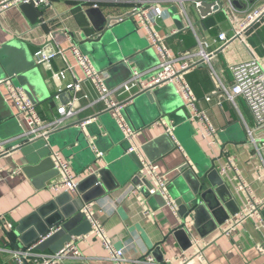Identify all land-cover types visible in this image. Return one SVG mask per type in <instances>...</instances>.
<instances>
[{
  "label": "crops",
  "instance_id": "obj_1",
  "mask_svg": "<svg viewBox=\"0 0 264 264\" xmlns=\"http://www.w3.org/2000/svg\"><path fill=\"white\" fill-rule=\"evenodd\" d=\"M238 1L240 6L234 3L229 6L224 0L227 11L219 10L206 18L200 15L191 0H185L184 4L190 18L197 26L199 35L211 39L222 31L228 35L241 32L246 14L264 5V0ZM159 2L169 12L168 17L158 21V26L161 34L168 35L167 42L172 52L177 55L194 48L196 36L191 29H187L188 20L179 12V3L174 0H159ZM173 7L177 9V14L181 18L182 28L178 27L170 12ZM93 8H97L104 17H113V24H121L123 27L121 37L126 45L131 44V35L136 30L133 34L139 45L137 52L143 50L148 52L141 58L140 66L131 64V74L134 69L148 71L158 65L159 57L150 43L147 31L138 26L135 19L127 17L123 21H118L119 17L129 15L133 8V0H53V5L50 7L34 8L38 16V20L34 23L23 13L20 6L0 11V59L11 62L16 70L23 71L32 70L28 66L30 62L34 63L36 70H32L33 75H29L25 81L16 79L14 83L25 90L30 100L37 105L45 121L60 116L58 105L52 102L58 90L77 79L82 81L83 89L75 97L80 111L65 119L58 129L73 126L74 130H83L86 137L81 142H78L75 136L69 141L57 137L54 140L61 142L55 141V144L50 142L52 151L59 153L69 162L79 182L90 175L91 168L97 172L105 167L104 156L117 147L122 139H126L116 118L107 111L106 105L99 101V93L95 85L84 78L83 71L77 66L75 55L70 49L72 44L79 45L82 35H94L95 22L103 20L98 12H93L92 18L89 10ZM175 30L178 32L174 33ZM51 34L55 37L54 45L59 47L63 54L53 57L50 64H38L34 53L50 41ZM141 48L143 50H140ZM91 57L89 56L92 63L96 62L99 68L96 64L94 66L103 70L105 64ZM255 58L264 65V16L244 30L241 38L233 39L220 49L212 59V64L221 74L224 83L231 86L232 67ZM101 59H106L105 54ZM71 66L74 68H70ZM60 71H65V79L55 77ZM117 76H122L121 72ZM10 77L13 78L14 74ZM186 77L199 98H204L215 90L216 81L210 75L207 64H201L191 70ZM5 78L7 77L4 68L0 63V81ZM123 82H113L114 84L107 82V85L113 88ZM138 93H140L138 87L135 86L131 91L116 92L115 98L118 101H128ZM148 97L152 103L162 102L167 109L177 108V121L182 122L183 125L187 124L182 128L181 133L184 141H190L187 148H190L194 158L175 137L174 130V136L167 133L166 125L158 122L157 119L152 125L136 130L134 139L140 159L141 157L148 159V155L141 150V147L156 141L155 139L164 134L169 135L161 141L154 142L148 152L151 157L149 159L156 162L159 165V172L165 175L169 193L173 198L181 197L173 183L179 174V167L189 163L197 173V162L210 167L212 161L216 160L217 169L218 166L227 164L228 158H231L238 166L243 180L252 187L254 196L257 199H264V150L258 151L261 144L258 143L259 147L254 146L250 133L248 141L238 142L236 138L240 130V121L247 129L246 132H249V127L255 138L262 136L242 97H235V103L223 99L222 105L219 104L217 97L210 102L202 103L201 107L207 111L208 117L217 128L215 142L207 139L198 128L199 125L186 115L183 98L174 85L158 87L148 93ZM138 112L142 120L153 119L154 113H151L149 107L140 108ZM16 114V108L5 99L4 88L0 87V140H14L11 146L17 145L26 128L23 116L18 117ZM123 114L128 120L126 108ZM90 117L93 118L92 121L81 126V120ZM250 118L255 122V126L251 127L248 123ZM166 121L172 124L174 129L178 124L171 118ZM97 150L103 152V158L97 155ZM40 151L34 149L26 153L14 148L0 157L2 171L0 264H19L18 252L23 249H29L28 253H30L25 255V264H36L51 258L66 245L64 239L69 235H72V242L82 253V259L77 260V264H115L100 237L95 235L87 237L91 231L89 221L73 220L72 232H67L61 227L64 221L69 219L67 216L74 218L86 203L92 204V208L99 215L108 239L118 247L125 246L127 264H147L145 256L150 252L155 255L157 261H162L165 257H174L188 249L191 237H196L198 240L201 254L190 264H264V254L257 249V244L264 241L263 231L258 229L255 221L248 220L234 232L228 233L233 222L232 218L249 198L248 192H237L238 180H230L234 176L233 170L223 176L217 170L227 188L221 189L220 194L215 193L208 197L213 205L217 198L223 206L216 215L212 214L207 203H204L203 208L192 213H189L191 206L184 204L185 211L177 215L166 205V202L164 204L165 199L161 194V197H156L153 203H150L158 193L139 195L133 192V182L136 181L139 172L134 181L131 180L124 186H118L115 177L106 174L104 177L99 175L101 186L94 185L95 179L91 178L83 184L80 191L77 189L74 192H56L51 189V185L60 179V175L56 174L50 165L42 166V161L36 163L30 160V156L33 155L39 157ZM226 215L229 217L225 218ZM64 217L66 219L62 221ZM19 227H22L21 231L16 234L15 231H18ZM176 229L181 231L175 233ZM7 230L10 231L12 238ZM48 230H53L50 236H54L47 242L44 240L47 239L44 235ZM76 232L82 234L74 235ZM73 260L75 258L69 255L56 260L53 264H67Z\"/></svg>",
  "mask_w": 264,
  "mask_h": 264
},
{
  "label": "built area",
  "instance_id": "obj_2",
  "mask_svg": "<svg viewBox=\"0 0 264 264\" xmlns=\"http://www.w3.org/2000/svg\"><path fill=\"white\" fill-rule=\"evenodd\" d=\"M173 1V0H171ZM179 3V12L184 14L188 20L187 29H191L196 36V45L194 48L188 51L174 54L167 42L168 35L160 33L158 21L169 16L167 9H164L159 0H133V8L129 15L121 16L118 21H123L127 17L135 19L138 26L145 29L148 33L150 43L156 50L159 63L152 70L140 71L134 69L131 76L121 83L120 85L110 88L107 85V79L110 77L106 70L97 69L90 58L83 54L77 44H72L70 49L75 55L76 64L79 66L84 74L86 80L91 81L98 93L99 101H102L106 105L107 111H109L117 120L119 126L124 132L125 138L134 145V139L136 136V130L131 126L127 118H125L123 112L125 111L127 102L118 101L115 98V93L121 90L131 91L133 87H138L139 92L151 93L154 89L165 85H174L176 91L181 95L184 102V107L187 111V115L190 120L195 121L199 125V129L203 135L215 142L217 135V128L211 122L207 115V111L201 107L204 101L210 102L217 97L219 104L222 105L223 99H228L235 103V97H242L251 111L254 120L257 125V129L261 131V137L255 138L253 131L248 127L251 135V141L254 146L261 144L258 151L264 150V65L258 59H252L246 62L236 64L232 67L233 84L227 86L219 71L213 66L212 59L216 53L222 49L227 43L241 38V34L244 30L249 28L260 16L264 14V5L254 10L249 11L246 14L244 21L242 22V31L235 32L233 35H228L226 32H220L214 38H204L198 33V29L194 21L190 18L189 13L184 4L185 0H174ZM193 6L197 10L204 1H214L218 6V10H226L224 0H191ZM229 6L233 4V0H225ZM21 4H30L34 8L50 7L53 5V0H2L0 1V11L20 6ZM97 6V5H95ZM178 32L175 30L174 33ZM55 40L54 35H50V43ZM47 42V43H49ZM44 44L35 53V61L38 64H50L53 57L63 54L59 47L54 46V53L48 55ZM216 44V47H214ZM49 51V49H48ZM201 64H207L210 69V75L216 81L215 90L206 95L204 98H199L195 95L192 86L187 80V73L193 69H196ZM74 68V66L70 67ZM57 79H65V71H60L55 74ZM0 87L4 88L5 99L11 102L17 110L18 117L23 116L26 123L24 133L20 138H28L29 140L44 138L48 139V135L57 130L60 124L65 119L74 116L80 111L76 105V94L83 89L81 79H77L68 83L64 88H60L58 92L53 96L52 102L58 105L59 117L45 121L37 109V105L30 100L25 90L16 85L13 82L12 77H7L0 81ZM93 118H86L81 120V126H85L90 123ZM158 122H163L166 125L167 133L173 135L174 126L168 124L165 119H160ZM174 136V135H173ZM12 141L0 140V157L16 148L17 145L11 146ZM181 147V146H180ZM259 147V146H258ZM97 155L102 158L103 153L97 151ZM52 159L55 164V168L58 170L60 179L51 185V189L56 192H74L77 191L79 184L78 177L72 172L70 164L59 153L52 151ZM143 168L139 171L136 179V183H133V192L136 194L148 193L149 195H155L161 193L166 201V205L172 208L175 214L179 213V205L175 198L171 196L168 190V182L164 174L159 172V165L147 158L141 157ZM219 173L228 175L230 170L234 171V176L230 178L231 181L238 180L236 185L237 192L246 191L249 193L244 206L234 215L233 222L228 233H232L243 225L248 220L256 222L258 229L263 231L264 236V217L262 211L264 209V199H257L254 196L252 187L243 180V177L239 171L236 163L228 158V163L217 167ZM96 172L91 168L89 174ZM2 179V171L0 170V180ZM86 215L88 221L91 224V231L88 236L95 235L100 237L104 247L109 251L111 258L115 264H127V258L125 257L124 247H118L108 239L106 231L100 220L99 215L92 208V204L86 203L82 209ZM149 213V212H148ZM150 214V213H149ZM52 232L47 236L49 237ZM73 237L66 245L53 257L44 259L36 264H53L56 260H60L66 256L72 255L75 260L67 264H77V260L82 259V253L75 243L72 242ZM191 248V249H190ZM257 249L261 254H264V241L257 244ZM29 249L20 250L18 252L19 264H25V255H29ZM201 254L199 242L196 237H191L190 246L182 253L175 255L174 257H165L162 261H157L154 254L147 253L145 261L147 264H190V262Z\"/></svg>",
  "mask_w": 264,
  "mask_h": 264
},
{
  "label": "water",
  "instance_id": "obj_3",
  "mask_svg": "<svg viewBox=\"0 0 264 264\" xmlns=\"http://www.w3.org/2000/svg\"><path fill=\"white\" fill-rule=\"evenodd\" d=\"M233 3L237 6H240V3L238 0H234ZM20 9L23 11V13L31 20V22H36L38 20L37 13L34 9V7L30 4H21ZM96 9V10H95ZM197 11L200 13V15L204 18H206L209 14L219 12L218 6L215 5L214 1H204L203 4L197 9ZM93 12L100 13L99 15L101 18H103L102 21L95 22L96 26V32L94 35L88 36L86 34L82 35V38L79 42V49L83 54L89 55L92 59H96L98 62H102L105 65H103V70H106L110 77L107 79L108 83L114 84L113 82H123L125 81L130 75L131 70L130 66L132 63H135L137 66H140V60L143 57L145 53H147V50H143L141 48L140 50H143L142 52H137V49L139 48L138 41L136 40V36L133 33H136V30L132 33V41L130 45H126L125 41H123L121 37V32L123 30V27L121 24L112 23L114 18L113 17H104L102 13L97 10V8H93L89 10V14L93 18ZM171 14L173 15V18L178 25L179 28H182V21L180 16L177 14V9L173 7V9L170 10ZM262 16H260L252 25H254L257 21H259ZM251 25V26H252ZM250 26V27H251ZM49 49V51H48ZM45 50L48 55H51L54 53V46L53 43H47L45 46ZM105 54V60L101 59V56ZM100 58V59H99ZM93 59V60H94ZM1 66L4 68L5 76L10 77L13 76V82L14 80H21L25 81L26 78L29 75L32 74V70H36V67H34V63L30 62L28 68H32V70L29 71H23L16 70V68L13 67L12 63L9 61H3L0 59ZM159 62V59H158ZM105 66V67H104ZM27 68V67H26ZM121 72L122 76L118 77L117 75ZM125 74V75H124ZM16 75L18 77L16 78ZM17 79V80H16ZM115 80V81H114ZM128 105L126 107V115L128 117L129 123L133 126V128L137 131L144 129L148 127L149 125H152V122L160 120V119H173L175 122L178 120V109H167L162 104V102H154L152 103L149 100L148 92H140L136 95H134L128 102ZM143 107H149L152 111L151 113L153 116V119L150 121L142 120L139 117L138 110ZM184 112L187 115V111L184 108ZM188 116V115H187ZM178 122V121H177ZM182 122H178L176 128L174 129V135L177 138L175 132L176 130L182 132V128L186 127V125H183ZM73 136H75L76 140L81 142L82 139L86 137L85 132L83 130H74L73 126H66L63 128H60L58 130H55L51 132L48 137L50 139L45 140L44 138L29 140L28 138H19L16 150L21 149L23 152L30 153L34 149H40L41 155L39 157L30 156V160L32 162L39 163L38 161H42L43 165H50V167L53 169V171L57 174L58 170L55 168L54 161L52 159V149L50 142H53L54 144L57 142H61L60 138L64 139L65 141H69ZM60 140H54V138H57ZM60 137V138H59ZM166 137H169V135L164 134L162 137H159L158 139H155L156 141H161L165 139ZM179 140V139H178ZM56 141V142H55ZM156 141H153L152 143H148L147 145H143L141 147V150L145 152L149 157L148 149L152 147V144ZM180 142V140H179ZM181 143V142H180ZM190 141L185 140L183 142V147L189 152L190 155H192V152L190 148H187L189 146ZM99 151V150H97ZM103 153L102 151H99ZM103 158V157H102ZM192 158L194 156L192 155ZM97 157L95 155V161ZM105 159V167L100 168V171L94 172L87 176L85 179H83L81 182H79L77 189L80 191L81 187L85 182H87L89 179L94 178L95 183L94 185L101 186V179H99V175L104 177L106 174L111 175L112 177H115L117 180L118 186H124L127 183H129L131 180L134 181L137 172H139L143 166L140 159V153L137 149L133 148V144L129 142L127 139H122L120 141L119 145L111 151H109L107 156H104ZM149 159V160H150ZM215 161L213 160L210 167L203 166L200 162H197V173L194 172V167H192L189 163H186V165H183L178 168L179 174L174 179L173 183L178 188L179 195L181 197H178L176 199L177 204L179 205V213L182 214L185 211V206L190 205V212L192 213L194 211H198L199 208H203L205 205L204 203H207L208 208L212 211L213 215H216L220 209H223L222 204L220 203V200L218 201L216 198L215 205H213L209 200V195L215 193L220 194L221 189L227 188L226 184L223 182L221 177L219 176V173L215 167ZM201 179L204 181L202 182ZM133 183H136L134 181ZM210 185V186H209ZM70 195L69 193H66V195ZM156 197H161V195L158 193L156 194L151 200L150 203H153L154 199ZM59 202V200H56ZM165 204V201H164ZM163 204V205H164ZM262 214L264 216V209L262 211ZM225 217V216H224ZM229 215H226L225 218H228ZM69 218L66 222L64 221L66 217L62 219L64 221L63 230H66L67 232L74 231L73 228V220H78L81 222H88V219L86 215L81 211L78 215H76L74 218L71 216H67ZM61 221V222H62ZM24 225V223H21ZM22 225V226H23ZM22 227H19L18 231H15L16 234L21 231ZM8 231V230H7ZM181 230L176 229L175 233L180 232ZM46 234L44 237L47 239H44L45 241H50L53 236L47 237L52 231H45ZM48 232V233H47ZM21 233V232H20ZM8 234L11 237L10 231H8ZM79 235L82 233H74V235ZM50 238V239H49ZM72 235H69L66 239H64V243H67L71 240ZM29 246V245H28ZM158 248V247H157Z\"/></svg>",
  "mask_w": 264,
  "mask_h": 264
},
{
  "label": "rangeland",
  "instance_id": "obj_4",
  "mask_svg": "<svg viewBox=\"0 0 264 264\" xmlns=\"http://www.w3.org/2000/svg\"><path fill=\"white\" fill-rule=\"evenodd\" d=\"M86 55V54H85ZM86 56H88V55H86ZM89 57V56H88ZM94 64H96V62H94ZM96 66L99 68V66L96 64ZM96 67V68H97ZM100 70V69H99ZM248 123L250 124V126L252 127V125L253 126H255V122L253 121V119H248ZM239 125H240V130H239V132L237 133V136H236V138H237V140H238V142H243V141H248L249 139H250V135H249V132L247 131L246 132V128L244 127V125H243V123L240 121V123H239ZM175 134H176V136H177V138L180 140V142H181V144H183V142H184V139H183V136H182V133H181V131H178V130H176V132H175ZM159 194H161V193H159ZM162 195V194H161ZM163 196V195H162ZM164 197V196H163ZM165 199V198H164ZM166 202V201H165Z\"/></svg>",
  "mask_w": 264,
  "mask_h": 264
}]
</instances>
